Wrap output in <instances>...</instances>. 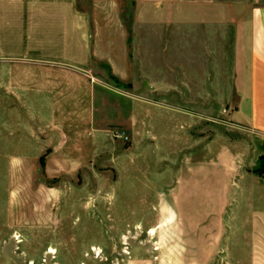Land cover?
<instances>
[{"label": "rangeland", "instance_id": "obj_1", "mask_svg": "<svg viewBox=\"0 0 264 264\" xmlns=\"http://www.w3.org/2000/svg\"><path fill=\"white\" fill-rule=\"evenodd\" d=\"M74 1L90 24L92 73L45 67L40 96L54 108L33 117L12 104L0 264H246L240 207L200 203L191 181L206 179L212 143L225 153L216 179H239L223 147L242 142L238 170L264 183V136L235 121L246 116H236L238 48L264 0Z\"/></svg>", "mask_w": 264, "mask_h": 264}, {"label": "crops", "instance_id": "obj_2", "mask_svg": "<svg viewBox=\"0 0 264 264\" xmlns=\"http://www.w3.org/2000/svg\"><path fill=\"white\" fill-rule=\"evenodd\" d=\"M244 27L246 36L238 48L236 116L241 111L246 116L239 120L236 117L235 121L252 126L264 136V6L252 7ZM92 58L90 24L74 0H0V144L12 132V124L7 120L8 114L12 115V104L14 108L15 105L29 107L33 117L38 116L40 108H54L53 98L40 96L39 70L56 66L86 80L92 73ZM24 65L31 67L35 79L28 90H23ZM25 92L30 93L29 102ZM143 108L149 110L150 105L144 104ZM13 115L16 117L17 113ZM18 123L15 119L14 133ZM235 145L223 148L235 160L228 169L239 175V179H216L214 170L216 165L225 163V153H218L216 157L212 143L205 150L206 179L192 180L191 186L205 190L200 196L197 193L200 203L222 204V213L229 205L237 210L240 207L241 217L247 224L246 264H264V183L238 170L236 160L241 162V155L249 146L242 142ZM208 211L214 210L208 208Z\"/></svg>", "mask_w": 264, "mask_h": 264}, {"label": "bare ground", "instance_id": "obj_3", "mask_svg": "<svg viewBox=\"0 0 264 264\" xmlns=\"http://www.w3.org/2000/svg\"><path fill=\"white\" fill-rule=\"evenodd\" d=\"M150 234H151V235H154V231H153V230H151V231H150Z\"/></svg>", "mask_w": 264, "mask_h": 264}]
</instances>
